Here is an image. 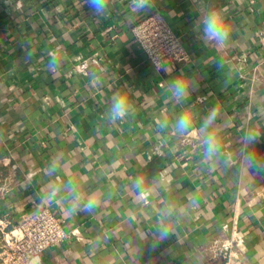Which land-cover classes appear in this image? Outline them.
I'll return each mask as SVG.
<instances>
[{"label":"crops","instance_id":"1","mask_svg":"<svg viewBox=\"0 0 264 264\" xmlns=\"http://www.w3.org/2000/svg\"><path fill=\"white\" fill-rule=\"evenodd\" d=\"M128 5L110 0L101 19L86 0H0V161L10 158L16 172L0 192V219L11 228L46 207L77 231L45 250L42 264H223L209 247L231 238L244 239L232 264H264V172L242 164V137L264 133V0H156L140 13ZM223 7L230 37L217 47L194 20ZM153 11L189 62L156 70L133 42L131 28ZM117 94L129 111L112 120ZM181 114L192 118L188 135L175 130ZM208 133L220 141L210 161ZM56 186L60 194L45 199ZM71 188L79 209L96 201L92 211L69 210Z\"/></svg>","mask_w":264,"mask_h":264},{"label":"built area","instance_id":"2","mask_svg":"<svg viewBox=\"0 0 264 264\" xmlns=\"http://www.w3.org/2000/svg\"><path fill=\"white\" fill-rule=\"evenodd\" d=\"M133 42L146 60L156 69L189 62V54L170 25L157 12L144 15L132 28ZM7 176L0 177V192L11 190L15 185V165L10 158L0 161ZM78 234L76 230L66 232L63 223L48 208L39 207L11 228H6L0 219V264H42V253L59 247ZM243 238L215 241L209 251L223 264H232L236 250L243 245ZM60 264H65L61 261Z\"/></svg>","mask_w":264,"mask_h":264},{"label":"clouds","instance_id":"3","mask_svg":"<svg viewBox=\"0 0 264 264\" xmlns=\"http://www.w3.org/2000/svg\"><path fill=\"white\" fill-rule=\"evenodd\" d=\"M87 6L92 10V13L98 18H105L110 14V0H86ZM129 8L134 13L148 12L156 8V0H129ZM228 12L227 7L220 9H210L206 13L199 15L194 20V27L199 30L201 38L205 43L215 44L217 47L226 46L230 32L227 27L226 14ZM59 67V61L55 55L51 57L48 63V71L55 72ZM158 70H161L158 68ZM181 83L182 82H178ZM174 94L177 98L184 95L181 87L174 89ZM129 111V100L124 94L114 95L111 100V106L109 109V116L112 120L123 119ZM216 119V111L213 110L204 124L211 125ZM175 130L180 135L190 134L189 130L192 128V118L188 114H181L175 121ZM264 141V133L260 131L249 130L246 135L242 137V145L244 147V158L242 164L248 169H254L258 172H264V155H262L257 149V140ZM201 147L203 150V157L206 161L213 160L217 156L220 150V141L216 135L208 133L201 139ZM52 170H55V165L50 166ZM71 183V181H69ZM142 184V180L136 182V186L139 187ZM61 189L59 186L51 188L49 193L45 194V199L50 200L52 197L60 194ZM70 195L72 199V207L70 211H76L79 209V202L83 200L76 188H71ZM96 201L89 197L83 205V211H92ZM170 234V228L161 223L158 239L164 241ZM153 249L156 248V244L152 245Z\"/></svg>","mask_w":264,"mask_h":264}]
</instances>
